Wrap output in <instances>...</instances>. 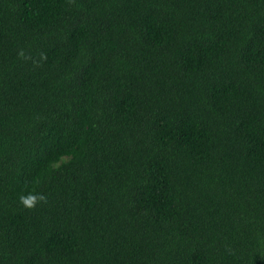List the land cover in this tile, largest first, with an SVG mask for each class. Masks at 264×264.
I'll list each match as a JSON object with an SVG mask.
<instances>
[{
  "label": "trees",
  "instance_id": "16d2710c",
  "mask_svg": "<svg viewBox=\"0 0 264 264\" xmlns=\"http://www.w3.org/2000/svg\"><path fill=\"white\" fill-rule=\"evenodd\" d=\"M0 264H264V0H0Z\"/></svg>",
  "mask_w": 264,
  "mask_h": 264
}]
</instances>
